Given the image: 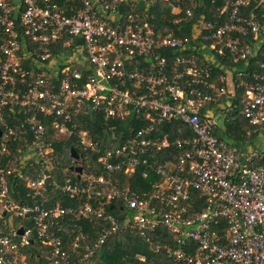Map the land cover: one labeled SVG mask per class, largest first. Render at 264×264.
Returning <instances> with one entry per match:
<instances>
[{
    "label": "built area",
    "instance_id": "obj_1",
    "mask_svg": "<svg viewBox=\"0 0 264 264\" xmlns=\"http://www.w3.org/2000/svg\"><path fill=\"white\" fill-rule=\"evenodd\" d=\"M75 1L78 7L66 13L54 0H0V264H28L23 251L32 242V229L24 223L9 226L10 216L31 224L46 248L45 264L99 263L104 244L117 232L148 238L159 227L175 238L176 249L167 250L175 263L264 264V149L240 151L215 133L217 114L223 122L239 114L264 129V0H225L216 20L201 18L186 37L140 24L136 14L122 15L120 5L132 0ZM187 1L185 15L192 18L197 5ZM171 10L178 14L180 7ZM251 40L261 45L253 47ZM260 52L259 72H248ZM226 56L240 67L222 64ZM217 67L226 72L213 79ZM235 86L242 88L238 104ZM221 96L225 101L219 103ZM6 106L24 114L22 124H6ZM87 113L104 120L141 116L146 125L101 152L74 122ZM48 122L55 140L75 135L86 153L85 164L71 157V167L81 172L61 177L62 186L54 173L57 157ZM176 132L181 136L171 138ZM16 139L23 147L9 159L7 143ZM171 149L176 155L169 153L164 163L153 160ZM92 155H98L93 161L100 173L90 170ZM2 156L9 159L5 168ZM137 173L145 180L156 175L158 181L133 191L129 182ZM12 174L30 190L31 204L11 201ZM55 190L79 206L50 205ZM191 190L204 198L198 212ZM113 202L123 206L118 213L109 210ZM69 217L71 241L65 248L54 230L59 219ZM75 220L101 228L91 240L88 226Z\"/></svg>",
    "mask_w": 264,
    "mask_h": 264
},
{
    "label": "trees",
    "instance_id": "obj_2",
    "mask_svg": "<svg viewBox=\"0 0 264 264\" xmlns=\"http://www.w3.org/2000/svg\"><path fill=\"white\" fill-rule=\"evenodd\" d=\"M62 7V9L68 13L69 8L78 7L79 3L75 0H70L68 3H65V0H54ZM197 7L192 11L193 17L188 18L185 15V11L189 8V2L187 0H137L131 1L127 4L120 5V12L122 15H138V23L143 24L147 23L149 26L153 27L156 31L163 33H172L178 37H186L192 34V29L194 25H197L201 18L207 21L216 20L218 9L224 6L225 0H195ZM179 6L180 12H172V6ZM254 6H249L245 12L248 14L251 9H254ZM184 16L183 20H180ZM179 19V21H178ZM251 45H261L257 44L256 41H249ZM254 47V45H253ZM261 47V46H260ZM262 52V50H261ZM261 52L255 58H253L248 66V72L254 73L259 72L257 60L261 59ZM167 56L169 63H172V56L169 53H163ZM228 58V56H226ZM220 59L221 63L226 65L228 68L240 67V65H235L230 58ZM26 65H24L25 67ZM225 72L222 68L217 67L213 70V79H216L220 75H225ZM217 84H220V81H217ZM20 90L23 91L24 88L20 87ZM242 93V88L235 86L234 88V103L238 104L240 100V95ZM219 103L225 101V96L217 98ZM18 109H11L8 106L2 109L3 116L5 118L6 124L10 126H18L24 121V114L18 113ZM74 122L77 124V130L86 131L92 138V140L98 145L101 152L114 149L121 145L126 138L130 137L138 129L146 125L145 121L141 116H130L124 120H104L102 115L95 113L80 114L74 119ZM224 126L226 131L223 132L219 129H216L215 133L218 138L222 139V135L226 137L231 146L237 147L240 150L242 146H239V141L243 140L245 135L249 136V143L254 145L253 140H256L259 135L264 136V129L252 126L248 121L240 116L239 114L232 121H224ZM174 125H164L160 132H169L170 128ZM47 136L48 140L52 143L54 148V155L57 157V166L55 167L54 173L60 178L59 185H63L61 177L64 175L68 176L71 179V150H73L81 159L82 164L86 153H83L78 144V140L75 135L69 137H62L61 139H54L55 130L51 128L49 122L46 123ZM3 126L0 125V130L2 131ZM29 140L32 139L29 128L25 127ZM249 130L252 133H248ZM187 136H190L191 133L187 131ZM181 133H174L171 135V138L180 137ZM1 140V138H0ZM224 140V139H223ZM242 145V144H241ZM244 146V145H243ZM8 150L10 152L9 159L17 157L19 154L17 152L19 147H23L21 140L16 139L15 141L10 140L7 143ZM241 151V150H240ZM176 155L174 149L164 150L159 152L153 158L156 162L164 163L168 155ZM97 156H91V160H95ZM8 157L2 156V164L5 168L6 163H8ZM84 167V166H83ZM17 167H13L16 169ZM18 169V168H17ZM28 169V168H27ZM90 170H96L100 173V168L94 164ZM93 172V171H92ZM15 174V173H14ZM123 180L122 178H120ZM9 188H10V199L13 203L18 205L31 204L30 190L26 187L24 182L19 181L12 174L8 178ZM72 180L76 181L77 178L72 176ZM158 181V176L152 175L148 179H141L139 173L135 175V178L129 182L130 189L133 191H145L150 189V186ZM53 190V188L50 189ZM17 192V193H16ZM54 200L50 202V205H54L57 202H60L63 207H78V200L71 199L67 195L62 194L59 190L54 192ZM191 200L193 203V212H198L204 208V198L199 196L197 191H190ZM191 202V201H190ZM113 202L109 205V210L113 213H118L122 210V205H118ZM15 221L24 223L26 227L32 229V242L24 250V254L27 257L28 264H45L44 252L46 248L42 247L40 242L36 241L34 235L35 232L30 223L21 221L18 218H15ZM77 225L88 226V232L91 236V240L94 239L93 231L101 228L100 223L89 222V221H73ZM58 229L55 228L54 233L56 237H62L65 244L64 247L67 248L68 241H71V228L66 226L71 225V217L61 220H58ZM67 228V229H66ZM69 230V233H68ZM68 233V234H67ZM67 234V235H66ZM177 243L174 236L167 229L163 227L157 228L154 232L146 237H142L137 232L132 231H119L117 234L112 236L103 246V250L100 256L99 264H178L168 255V249H176ZM137 255L144 258V261L140 260ZM36 260V261H35ZM36 262V263H35Z\"/></svg>",
    "mask_w": 264,
    "mask_h": 264
},
{
    "label": "rangeland",
    "instance_id": "obj_3",
    "mask_svg": "<svg viewBox=\"0 0 264 264\" xmlns=\"http://www.w3.org/2000/svg\"><path fill=\"white\" fill-rule=\"evenodd\" d=\"M133 1L137 2V0H132V2ZM217 116H218V118H217V126H218V128H221L223 117L220 114H217ZM248 133H252V132L249 130ZM250 135L249 136L245 135V137H243V140H241V141L238 142V144H240L239 146H242V148L243 147H247V146H250V148H253V147L257 146V144H258L257 147L260 148V149H263L264 148V136L263 137H260V138L258 137L256 140H253L254 145H251L249 143ZM222 139H224V141H226L229 145L231 144L230 142H228V140L226 139V137L223 136V135H222ZM7 222L9 224V226H11V227H13V226L17 225L18 223H20L18 221H15L14 218H13V216L8 217L7 218ZM100 256H101V254H100ZM96 258H99V254L98 253L95 254V256H94V259H96ZM95 264H99V263L96 262Z\"/></svg>",
    "mask_w": 264,
    "mask_h": 264
},
{
    "label": "water",
    "instance_id": "obj_4",
    "mask_svg": "<svg viewBox=\"0 0 264 264\" xmlns=\"http://www.w3.org/2000/svg\"><path fill=\"white\" fill-rule=\"evenodd\" d=\"M71 157H72L76 162H77L78 159H79L78 155H77L73 150H71ZM71 170L74 171V172H78V173H80V172H81V167H79V166H72V167H71ZM22 233H23V229H20V230L18 231V234L21 235Z\"/></svg>",
    "mask_w": 264,
    "mask_h": 264
},
{
    "label": "crops",
    "instance_id": "obj_5",
    "mask_svg": "<svg viewBox=\"0 0 264 264\" xmlns=\"http://www.w3.org/2000/svg\"><path fill=\"white\" fill-rule=\"evenodd\" d=\"M174 12H177V11H174ZM224 122H223V120H222V126H221V128H218L219 130H221V131H223V132H225L226 131V128H225V126H224V124H223ZM260 137H263V136H260L259 135V138ZM257 146H258V144H257ZM257 146H255V147H253V148H250V146H247V147H241L240 148V150L241 151H249V150H260V148H258ZM235 147V146H234ZM264 149V148H263Z\"/></svg>",
    "mask_w": 264,
    "mask_h": 264
}]
</instances>
